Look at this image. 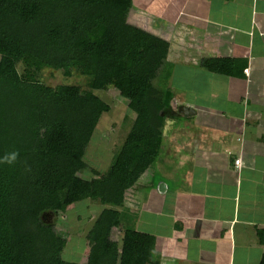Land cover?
I'll return each mask as SVG.
<instances>
[{"label": "trees", "instance_id": "trees-1", "mask_svg": "<svg viewBox=\"0 0 264 264\" xmlns=\"http://www.w3.org/2000/svg\"><path fill=\"white\" fill-rule=\"evenodd\" d=\"M133 5L0 0V161L18 153L13 163L0 162V264H79L62 258L65 242L50 232L56 222L47 218L89 201L101 207L84 264H160L153 238L135 229L126 197L159 158L165 122L175 115L164 77L169 43L128 21ZM232 64L201 63L225 74ZM46 69L66 78L77 73L86 87L48 86L40 77ZM96 91L134 116L107 169L90 176L85 156L111 110ZM115 231L122 232L121 245Z\"/></svg>", "mask_w": 264, "mask_h": 264}, {"label": "crops", "instance_id": "crops-1", "mask_svg": "<svg viewBox=\"0 0 264 264\" xmlns=\"http://www.w3.org/2000/svg\"><path fill=\"white\" fill-rule=\"evenodd\" d=\"M144 3L151 10L163 7L161 36L170 37L178 23L181 40L168 54L175 70V80L167 82L175 115L165 122L159 158L136 182L138 192L134 186L126 197L133 225L153 238L160 264H260L264 0ZM210 58L231 60L233 70L210 71L201 65ZM148 203L155 206L147 207L146 219Z\"/></svg>", "mask_w": 264, "mask_h": 264}, {"label": "rangeland", "instance_id": "rangeland-1", "mask_svg": "<svg viewBox=\"0 0 264 264\" xmlns=\"http://www.w3.org/2000/svg\"><path fill=\"white\" fill-rule=\"evenodd\" d=\"M145 0H134V5L130 11L128 21L140 29L148 33H158L161 39L166 41L169 40V51H175L172 48L174 45H177V42L181 40L180 30H178V23L173 24V29L175 32L171 33V36L165 38L161 35L164 33L161 26L162 22H159L163 14V7H156L151 10V5L146 6L144 3ZM152 4V3H149ZM172 16H169L171 18ZM171 47V49H170ZM173 54L169 53V58ZM18 70L21 71V66H17ZM42 81L48 86L57 88L63 84L77 85L82 88L86 87V78L73 73L72 77L66 78L62 71H53V70H43L40 74ZM164 77L167 78V82H172L175 80V70L169 63L165 65ZM95 95L107 103L111 110L108 113H105L100 118V121L97 124V127L94 131L92 141L88 147L85 161L88 164L89 169L91 170L88 173L90 176L95 172H102L107 169V166L110 163L111 156L113 151L120 147L123 140L125 139L127 133L129 132L130 125L134 114L129 113L127 107L122 103V101L113 98L107 92L96 91ZM129 115V121H125V116ZM85 175V177H90ZM159 190V189H158ZM138 192V186H135V194ZM159 192H161L159 190ZM174 192L171 193L173 195ZM148 198H146L145 202ZM89 204L91 207H89ZM149 205V206H148ZM155 204L148 203L146 205L145 218H150V215L147 214V207L152 208ZM100 204L93 201L84 202L78 204L77 206L71 207L68 209V212L60 214L57 218L51 213L47 218V222L55 223L51 224L53 227L50 228V232L56 234L58 237L62 238L65 242L66 248L62 254V258L65 261L76 262L79 264H84L87 257V251L90 247V241L87 237L88 231H90L93 219L96 217V214L99 212ZM144 209V206H141ZM80 218V219H79ZM143 222L138 223L139 228L143 227ZM120 234V233H119ZM121 235V234H120ZM115 239L118 243L122 242L121 236L117 237V233L114 234Z\"/></svg>", "mask_w": 264, "mask_h": 264}, {"label": "clouds", "instance_id": "clouds-1", "mask_svg": "<svg viewBox=\"0 0 264 264\" xmlns=\"http://www.w3.org/2000/svg\"><path fill=\"white\" fill-rule=\"evenodd\" d=\"M18 153H11L3 157V160L0 162L11 164L17 159Z\"/></svg>", "mask_w": 264, "mask_h": 264}, {"label": "water", "instance_id": "water-1", "mask_svg": "<svg viewBox=\"0 0 264 264\" xmlns=\"http://www.w3.org/2000/svg\"><path fill=\"white\" fill-rule=\"evenodd\" d=\"M185 110H188V109H185ZM186 113V112H185ZM163 188H164V186L163 185H161L160 187H159V190L160 191H162L163 190Z\"/></svg>", "mask_w": 264, "mask_h": 264}, {"label": "built area", "instance_id": "built-area-1", "mask_svg": "<svg viewBox=\"0 0 264 264\" xmlns=\"http://www.w3.org/2000/svg\"><path fill=\"white\" fill-rule=\"evenodd\" d=\"M239 163H240V160L239 159L235 161V164L238 165Z\"/></svg>", "mask_w": 264, "mask_h": 264}]
</instances>
